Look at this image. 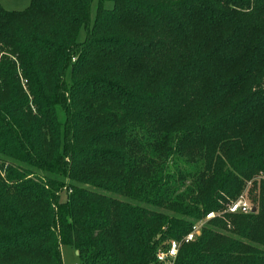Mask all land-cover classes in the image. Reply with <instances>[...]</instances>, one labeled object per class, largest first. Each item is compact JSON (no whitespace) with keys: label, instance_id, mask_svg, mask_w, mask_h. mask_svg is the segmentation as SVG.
<instances>
[{"label":"trees","instance_id":"16d2710c","mask_svg":"<svg viewBox=\"0 0 264 264\" xmlns=\"http://www.w3.org/2000/svg\"><path fill=\"white\" fill-rule=\"evenodd\" d=\"M93 1L0 4V264H264V0Z\"/></svg>","mask_w":264,"mask_h":264},{"label":"rangeland","instance_id":"374dc122","mask_svg":"<svg viewBox=\"0 0 264 264\" xmlns=\"http://www.w3.org/2000/svg\"><path fill=\"white\" fill-rule=\"evenodd\" d=\"M30 3H31V0H0L1 6L5 10H8V11H22V10L26 9L30 5ZM98 6H99V1L94 0L92 5H91V15H90L91 24L95 20L97 10H98ZM104 6L106 8H112L113 3L111 1H105ZM86 34H87V29L83 26L79 32L78 40L79 41L85 40ZM66 81L68 84H70V82H71V70L70 69L67 71ZM254 179L261 180V179H264V177L262 175H259ZM252 188H253V183H252V181H249L247 183L245 189L243 190V192L239 195L238 199H241V198L246 199L254 207V202L252 200L254 197V192L253 193L251 192ZM70 192H71V190L68 188H64L63 190H61L59 193V195H60L59 201H61V202L67 201ZM121 199H123V198H121ZM123 200L128 201L125 198ZM225 212L230 213L228 211V208L224 209V210H220V211H215V212H213L214 214L212 216L208 217V215H207L205 217V219L197 222L195 224V227L197 229L195 232V238L198 235H200L202 227L210 219H213L215 217H222ZM234 214H237V213H234ZM61 253H62V259H63L64 264H78V256H77L76 250L71 245H68V244L61 245Z\"/></svg>","mask_w":264,"mask_h":264},{"label":"built area","instance_id":"2783aa9c","mask_svg":"<svg viewBox=\"0 0 264 264\" xmlns=\"http://www.w3.org/2000/svg\"><path fill=\"white\" fill-rule=\"evenodd\" d=\"M253 206L246 200V199H238L231 203L228 207V211L230 213H251ZM214 213L211 212L208 214V217L212 216ZM196 227H194V230L189 233L183 241L189 242L192 241L195 238V232ZM182 242L177 240H171L166 244V247L164 249H161L157 253V260L164 264H174L175 260L177 258L179 248L181 246Z\"/></svg>","mask_w":264,"mask_h":264},{"label":"water","instance_id":"95a60500","mask_svg":"<svg viewBox=\"0 0 264 264\" xmlns=\"http://www.w3.org/2000/svg\"><path fill=\"white\" fill-rule=\"evenodd\" d=\"M256 211H257V207L254 206V207L252 208L251 212H252V213H255Z\"/></svg>","mask_w":264,"mask_h":264}]
</instances>
